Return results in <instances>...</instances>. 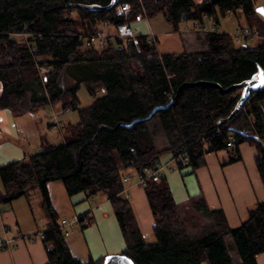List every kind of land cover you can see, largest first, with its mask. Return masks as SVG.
Masks as SVG:
<instances>
[{"label":"trees","instance_id":"obj_1","mask_svg":"<svg viewBox=\"0 0 264 264\" xmlns=\"http://www.w3.org/2000/svg\"><path fill=\"white\" fill-rule=\"evenodd\" d=\"M111 1L0 0V109L11 110L15 117L50 107L79 115L77 122L64 124L61 144L45 142L39 153L0 167L4 186L0 204L39 191L47 220L43 237L49 264H98L72 255L47 188L56 180L64 183L71 196L83 192L93 200L107 195L125 239L122 254L135 264H238L226 242L229 236L239 264H257L264 252V200L250 208L237 227L230 226L223 209L208 210L210 223L198 232L203 235H192L198 233L188 227H200L195 217L206 207L204 198L179 204L166 177L148 176L147 170L166 154L177 158V168L194 171L205 165V156L211 152L231 150L223 165L234 163L242 159L240 146L249 142L257 149L255 159L264 184V90L245 104L256 119L253 132L247 112L223 122L240 100V90L223 92L200 83L227 89L254 77L258 66L264 69V40L254 47H237L228 33L197 32L204 49L162 55L145 35L136 40L108 38L100 47L93 45L90 36L104 23L116 28L134 20L142 9L149 18L162 15L175 31L203 15L217 27L221 18L241 11L246 26L264 36V17L256 11L254 0H203L200 4L196 0H118L113 9L76 7L107 6ZM125 3L132 7L127 20L116 14ZM19 36L24 39L17 40ZM83 85L94 97L87 107L78 96ZM99 88L106 94L97 97ZM158 107L165 108L151 116ZM156 118L167 139L163 149L157 148L150 128ZM245 129L252 132L245 134ZM181 157L188 158V163ZM128 169L145 178L142 186L154 217L151 242L143 237L131 203L123 196ZM79 222L85 228L89 217L82 216Z\"/></svg>","mask_w":264,"mask_h":264},{"label":"crops","instance_id":"obj_2","mask_svg":"<svg viewBox=\"0 0 264 264\" xmlns=\"http://www.w3.org/2000/svg\"><path fill=\"white\" fill-rule=\"evenodd\" d=\"M202 1L195 2L200 4ZM230 15H226L225 22L221 18L217 27L210 17L205 20L204 25L207 27L211 24L214 28L209 29L228 33V29L222 31L220 27L227 25ZM234 15L240 19L243 13L239 11ZM195 24L196 22L185 23L184 29L175 31L165 20L151 17L136 23L133 28L135 27V35L156 34L157 50L163 55L204 49L205 45L197 39L199 36ZM242 26L245 25H237L231 32ZM103 27L109 33L116 34L115 27L107 23ZM93 45L96 46V43L93 42ZM2 92L3 84L0 82V96ZM105 94V89L99 88L96 96ZM78 96L81 104L87 103L89 106L94 102V97L83 89L79 90ZM53 110L58 113L63 126L67 122L79 120L77 112L67 114L54 107L21 117H15L9 109H0V167L39 153L45 142L57 145L64 141V132L61 137L51 127ZM240 151V161L225 165L223 162L230 156L228 150L208 153L205 165L196 171L192 167L177 168L172 154L162 157L163 175L168 180L177 203L187 205L191 198H204L206 207L201 211L202 225L210 223L206 216L208 210L223 209L230 226L237 227L247 219L249 209L258 201L264 200V184L255 159L257 149L245 142L240 146ZM124 175H130L131 179L125 181L123 196L131 203L143 237L151 242L154 240V217L143 186L139 184L135 170L128 169ZM47 188L65 231L66 242L75 258L81 261L93 259L101 264L107 255L122 254L126 249L125 239L107 195L100 194L93 200H89L83 192L71 196L60 180L50 181ZM3 190L0 177V192ZM85 215L89 217L90 223L82 228L79 219ZM46 227L47 220L38 190H33L12 203L0 204V240L5 238L4 234L10 240V247L0 246V264H49L43 237ZM233 257L239 264V256L236 254ZM257 264H264V252L258 255Z\"/></svg>","mask_w":264,"mask_h":264},{"label":"built area","instance_id":"obj_3","mask_svg":"<svg viewBox=\"0 0 264 264\" xmlns=\"http://www.w3.org/2000/svg\"><path fill=\"white\" fill-rule=\"evenodd\" d=\"M116 14L120 17H123L125 20H127L131 15L130 3H125L123 5H119L116 9ZM148 18L149 17L147 15L146 11L144 9H142L138 14L135 15L134 20H132V21L127 20L126 22H123V23L116 26V34H115L114 38L121 39V40H127V39L136 40L138 35L134 34V31L132 29L133 23L142 22V21L147 20ZM208 18H209L208 15H203L200 20L196 21V24H195L196 32H201L203 34L213 32V30H209L204 25L205 20H207ZM90 37L93 41H97L99 46H103L105 44L106 40L108 38H110V36L108 37L105 33L101 32V31H97L96 33L92 34ZM232 37L238 42H240L244 39L245 40L246 39H264V36L258 30L254 29V28H250L248 26L239 28L236 33L232 34ZM148 38H149L150 46H152L153 48H155L156 51H158L157 50L158 42L156 41V36L153 33H151L148 35ZM64 112L68 114L71 111L66 110ZM241 112H247L246 105L243 107ZM247 117L249 120L250 127L253 129V132H256L254 129L255 124H256V119L254 118L253 115H250L248 112H247ZM52 119H53L52 128L55 129L61 137H63V124L59 120L58 113L55 110H53ZM251 132L252 131L249 129L244 130L245 134H249ZM229 145H232V144L229 143ZM174 158L177 160L176 157H174ZM181 160L184 164L188 163V158H186V157H183V158L181 157ZM163 170H164V163H163V160L160 159L159 161H157L154 164L153 168L147 170V174H148V176H153V177L157 178V177H160L163 175ZM130 179H131L130 175L124 176L125 181H129ZM138 179H139L138 180L139 184L143 185L145 178L143 176H139ZM66 235H69V233H66ZM4 236H5V238L3 240H0V246L8 248V247H10V240L7 239L6 234H4Z\"/></svg>","mask_w":264,"mask_h":264},{"label":"water","instance_id":"obj_4","mask_svg":"<svg viewBox=\"0 0 264 264\" xmlns=\"http://www.w3.org/2000/svg\"><path fill=\"white\" fill-rule=\"evenodd\" d=\"M117 2L118 0H112L111 3L107 6H100L97 4H91V5L78 4L76 5V7L80 9L88 10V11H101L105 9H113L116 6ZM256 11L261 16L264 17V6L257 7ZM200 83L215 85L219 87L223 92H229L232 90L241 91L240 100L238 101L234 111L232 112V114L229 116L228 119L223 121L224 123H226L227 121L234 118L237 114L241 112V110L247 103L248 99L251 97V95H253L256 92L264 90V69L258 66V72L254 77L244 80L238 84H234L227 89H223L219 84H216V83H211V82H200ZM164 108L165 107L156 108L152 112L151 116L155 114L158 110H161ZM102 264H135V263L129 256L125 254H112V255H107L104 258Z\"/></svg>","mask_w":264,"mask_h":264},{"label":"rangeland","instance_id":"obj_5","mask_svg":"<svg viewBox=\"0 0 264 264\" xmlns=\"http://www.w3.org/2000/svg\"><path fill=\"white\" fill-rule=\"evenodd\" d=\"M254 2H255V5H256L257 7L264 6V0H254ZM72 15L75 16L76 14L73 13ZM242 16L244 17V15H242ZM242 16H240V19H239V18H237L236 15L231 14L230 17H229V22L227 23V25H224V27H220V29H221L222 31H223L224 29H228V30H229L228 33H231L230 35L236 33L240 27L237 28L234 32H231V31H233V29H234L237 25H239V24L243 25V24H244V25L246 26V24H247V22L245 21V17L243 18ZM148 17H149V16H148ZM155 18H161V19L165 20L164 17H163L162 15H157V16H155ZM225 21H226V17L223 18L222 22H225ZM245 22H246V23H245ZM135 24H136V23H133V25H135ZM211 27H213V25L211 26V24H210V25H208L206 28L209 29V28H211ZM242 27H244V26H242ZM213 28H214V27H213ZM181 29H184V28L181 27ZM209 30H212V29H209ZM99 31L105 33L108 37L110 36V38H114V36H115V34H111V33H109V32L107 31L106 27H103V26H102V28H101ZM134 31H135V27H134ZM16 39H17V40H22V39H24V36H19V37H17ZM260 40H264V39H246V40L244 39V40H242V41H240V42H238V41L235 40V44H236L237 47H246V46L254 47V46H256V45H258V44L260 43ZM93 42L96 43V46L98 45L97 41H93ZM98 46H99V45H98ZM99 47H100V46H99ZM80 89H83V90H85V92H88L87 88H86L84 85L81 86ZM82 106H83V107H87V103H82ZM150 128H151V131H152L153 136H154V138H155L157 148H158V149H162V148L166 147V146H167V139H166V137H165V135H164V132H163V130H162V127H161V125H160V122H159L158 118H156L155 120H153V121L151 122V124H150ZM251 145H252V144H251ZM253 146H254V145H253ZM230 151H231V150H230ZM230 151H229V152H230ZM200 168H201V167H200ZM202 219H203V215H202L201 213H196L195 224L198 223V222L201 223V220H202ZM202 222H203V221H202ZM206 226H207L206 223H204L203 225H202V223H201V227H199L198 230H196V229H195V230H191V229H193L191 225L188 227V229L190 230V232H191V231H195V233H198V232H200V231H203L204 228H205ZM193 233H194V232H193ZM192 235H203V234H202V233H201V234L198 233V234H192ZM226 242H227V245H228V247H229L231 253H232L233 255H236V254H237V251H236V249H235V245H234V240H233V238L230 237V236L227 237V238H226ZM237 255H238V254H237Z\"/></svg>","mask_w":264,"mask_h":264},{"label":"bare ground","instance_id":"obj_6","mask_svg":"<svg viewBox=\"0 0 264 264\" xmlns=\"http://www.w3.org/2000/svg\"><path fill=\"white\" fill-rule=\"evenodd\" d=\"M140 12V11H139ZM139 12H137L136 14H138ZM131 13H132V7H131ZM135 14V15H136ZM244 27H246V26H244ZM241 28V27H240ZM132 29H133V31H134V28H133V25H132ZM154 34V33H153ZM155 36H156V41L158 42V37H157V35L156 34H154Z\"/></svg>","mask_w":264,"mask_h":264}]
</instances>
